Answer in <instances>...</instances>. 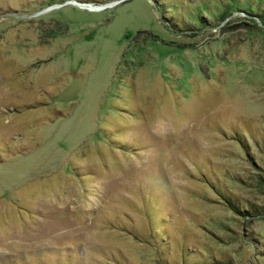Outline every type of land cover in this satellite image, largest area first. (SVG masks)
Instances as JSON below:
<instances>
[{"label": "rangeland", "instance_id": "374dc122", "mask_svg": "<svg viewBox=\"0 0 264 264\" xmlns=\"http://www.w3.org/2000/svg\"><path fill=\"white\" fill-rule=\"evenodd\" d=\"M0 264H264V0H0Z\"/></svg>", "mask_w": 264, "mask_h": 264}, {"label": "trees", "instance_id": "16d2710c", "mask_svg": "<svg viewBox=\"0 0 264 264\" xmlns=\"http://www.w3.org/2000/svg\"><path fill=\"white\" fill-rule=\"evenodd\" d=\"M231 205H234L232 202H231ZM234 208H236L237 209V211H241V213L242 214H248V213H250L248 210H243V209H241V208H239V207H237L236 205H234Z\"/></svg>", "mask_w": 264, "mask_h": 264}, {"label": "bare ground", "instance_id": "6f19581e", "mask_svg": "<svg viewBox=\"0 0 264 264\" xmlns=\"http://www.w3.org/2000/svg\"><path fill=\"white\" fill-rule=\"evenodd\" d=\"M93 9H94V7H93V5H90ZM96 9H97V7H95Z\"/></svg>", "mask_w": 264, "mask_h": 264}, {"label": "water", "instance_id": "95a60500", "mask_svg": "<svg viewBox=\"0 0 264 264\" xmlns=\"http://www.w3.org/2000/svg\"><path fill=\"white\" fill-rule=\"evenodd\" d=\"M116 3V2H115Z\"/></svg>", "mask_w": 264, "mask_h": 264}]
</instances>
